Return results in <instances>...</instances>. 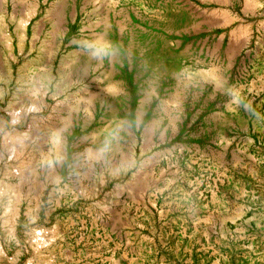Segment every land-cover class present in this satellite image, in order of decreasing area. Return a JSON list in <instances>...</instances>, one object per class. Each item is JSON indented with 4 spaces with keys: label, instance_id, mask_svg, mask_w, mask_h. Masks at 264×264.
<instances>
[{
    "label": "rangeland",
    "instance_id": "obj_1",
    "mask_svg": "<svg viewBox=\"0 0 264 264\" xmlns=\"http://www.w3.org/2000/svg\"><path fill=\"white\" fill-rule=\"evenodd\" d=\"M12 45L0 264H264V0H40Z\"/></svg>",
    "mask_w": 264,
    "mask_h": 264
},
{
    "label": "bare ground",
    "instance_id": "obj_2",
    "mask_svg": "<svg viewBox=\"0 0 264 264\" xmlns=\"http://www.w3.org/2000/svg\"><path fill=\"white\" fill-rule=\"evenodd\" d=\"M11 3H13V0H0V36L4 39L6 48L8 49L9 52V56L13 60H16L17 55L14 53L15 49L12 45V38L14 36L18 37L19 51L22 52L26 43V39L29 36V20L31 17L34 18L39 13L40 0H37V2H35V4L32 6V9L26 14V17L19 19L18 26L15 28V30H12L11 27V23H13L14 20L16 19L14 12L12 14L10 12ZM43 79L46 80L45 86L40 90L37 89L35 91H41V93L43 94V98L46 99L50 93V84L52 83V79H53L52 74L49 73V76H44ZM51 96H55V95H51ZM10 141H12V145H11L12 148L11 150L9 149L11 151L10 153H12L11 156H18V154H20L24 149L25 146L24 139L19 137L18 135H11ZM13 223L14 222H12V224ZM2 250L3 248L0 247V252H3Z\"/></svg>",
    "mask_w": 264,
    "mask_h": 264
}]
</instances>
